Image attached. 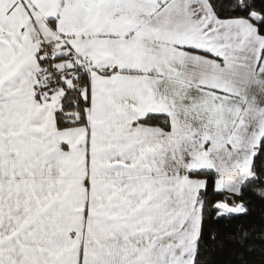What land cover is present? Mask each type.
<instances>
[{
	"label": "snow or ice",
	"instance_id": "snow-or-ice-1",
	"mask_svg": "<svg viewBox=\"0 0 264 264\" xmlns=\"http://www.w3.org/2000/svg\"><path fill=\"white\" fill-rule=\"evenodd\" d=\"M258 206L264 0H0V264H264Z\"/></svg>",
	"mask_w": 264,
	"mask_h": 264
},
{
	"label": "trees",
	"instance_id": "trees-1",
	"mask_svg": "<svg viewBox=\"0 0 264 264\" xmlns=\"http://www.w3.org/2000/svg\"><path fill=\"white\" fill-rule=\"evenodd\" d=\"M264 216V207L258 206L253 210V215L248 218V220L251 222L250 226H255L260 224L261 218ZM254 240L259 241L260 237H253ZM257 251H264V245H261L257 243L255 245ZM261 257L259 255L254 256L252 259L247 261H242L239 259V257L232 252H229L226 254V256L223 259V264H260Z\"/></svg>",
	"mask_w": 264,
	"mask_h": 264
}]
</instances>
